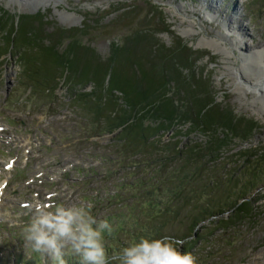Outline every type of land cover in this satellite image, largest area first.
<instances>
[{
	"label": "rangeland",
	"instance_id": "obj_1",
	"mask_svg": "<svg viewBox=\"0 0 264 264\" xmlns=\"http://www.w3.org/2000/svg\"><path fill=\"white\" fill-rule=\"evenodd\" d=\"M42 1L45 0L27 4L0 0V16L12 17L21 24L22 28L14 35V42L21 44V50L36 51L38 59L51 60L56 66L59 62L73 61L78 74L97 68L109 59L116 63L122 58L121 73L133 72L141 87L142 72L151 74L156 88L168 87L178 108L186 110L185 130L190 126V117L200 119L197 109L206 104L203 119L209 120L214 128L232 126L238 131L236 138L232 136L230 150L219 159L226 172L237 169L242 174L247 168L237 155L231 157L240 150H258L257 154L264 155V99L256 98L253 92L239 91L236 78L227 69L230 64L238 66L242 61L245 53L239 49V42L242 46L243 42L248 44L253 51L264 47V0H60L57 5ZM187 28L191 30L185 33ZM212 39L234 49L233 53L227 56L218 47L201 43ZM14 47L0 56V180L8 179L0 197V249H4L0 258L5 264L14 262L10 253L16 247L15 239L21 243L24 236L22 216L27 210L13 201L15 183L23 186L22 181L29 183L37 175L51 177L57 162L52 160L46 169L39 168L53 154H58V162L61 159L79 166L81 161L85 168L93 165L98 169L99 158H87L85 153L89 150L107 153L114 135L96 134L89 117L71 107L70 91L63 81L66 72L58 79L49 100L22 84ZM248 65L246 61L244 66L250 77L262 76L258 68ZM91 89L92 83H87L76 87V92ZM37 126L46 133L36 131ZM195 131L197 135L183 138L180 144L189 139V144L203 143L205 134ZM53 139L54 147L45 146L43 152L38 151L37 141L49 143ZM163 139L167 140L168 135ZM85 140L87 143L82 146ZM24 147L30 153L23 156ZM27 155L29 165L25 161ZM9 156L15 161L8 172L3 165ZM74 172L68 174L72 176ZM209 173L217 171L210 169ZM95 184L99 182L77 188L58 183L46 200L59 198L65 205L78 204L81 191L89 192ZM250 197L254 215L225 231L217 229L207 242H197L191 252L198 264H264V172ZM10 235L14 238H9ZM19 245L28 244L24 241Z\"/></svg>",
	"mask_w": 264,
	"mask_h": 264
},
{
	"label": "trees",
	"instance_id": "obj_2",
	"mask_svg": "<svg viewBox=\"0 0 264 264\" xmlns=\"http://www.w3.org/2000/svg\"><path fill=\"white\" fill-rule=\"evenodd\" d=\"M19 28L14 18L0 16V56L15 46L21 83L49 100L66 72L63 81L70 91L71 107L89 117L96 134L114 133L110 150L93 154L100 159V169L83 180L86 184L99 181V191L92 196L82 194L91 203L94 217L113 226V235L106 238L110 256L148 233L174 237L183 242L182 250L193 251L197 242H207L217 229L225 231L254 215L250 193L264 172V155L257 154L258 150H240L231 157L237 155L247 168L242 174L237 169L226 172L219 159L230 150L238 131L232 126L214 128L203 119L206 104L197 109L200 119L190 117L185 130L186 110L178 108L168 87L156 88L148 72H142V87L133 72L121 73L122 58L78 74L73 61L56 66L51 60L38 59L36 51L21 50L14 38ZM87 83H92L90 91L76 92V87ZM195 130L205 134L203 143L189 144V139L180 144L183 138L197 135ZM210 169L217 173H209ZM28 250L29 256L24 249L15 252L14 264H51L47 256L30 246ZM67 258L69 264H77V258Z\"/></svg>",
	"mask_w": 264,
	"mask_h": 264
},
{
	"label": "clouds",
	"instance_id": "obj_3",
	"mask_svg": "<svg viewBox=\"0 0 264 264\" xmlns=\"http://www.w3.org/2000/svg\"><path fill=\"white\" fill-rule=\"evenodd\" d=\"M90 203L37 206L23 228L24 239L32 251L47 256L51 264H198L183 242L171 236L139 237L118 253L109 255L106 238L114 233L107 220L98 221Z\"/></svg>",
	"mask_w": 264,
	"mask_h": 264
},
{
	"label": "bare ground",
	"instance_id": "obj_4",
	"mask_svg": "<svg viewBox=\"0 0 264 264\" xmlns=\"http://www.w3.org/2000/svg\"><path fill=\"white\" fill-rule=\"evenodd\" d=\"M18 1H26L27 4H32V1L30 0H18ZM54 2L56 5L57 3L60 1V0H45V1H42L41 3H48V2ZM38 7V6H37ZM206 14H209V13H206ZM191 27V26H190ZM190 28H187L185 29V33L186 32H190ZM202 44H208L210 45L211 47H218L219 49L222 50L223 54L224 55H227L229 56L231 54V52L233 53V51L231 50H234L231 48L228 49V47L226 45H220L216 39H212L211 42H204V41H201ZM243 45L242 46V43L239 42V49H241V52L244 54V56L242 57V61L240 64H238V66H235L234 64H230L227 69L229 72H231L233 74V76L236 78V85H237V88L239 91H242L244 93H247V92H253L254 96L256 98H259V99H264V47L263 48H258L257 50L253 51L252 50V47L250 48V46L248 44H245L243 42ZM248 45V46H247ZM246 48V49H245ZM247 53H248V56H247ZM227 60H230V59H227ZM248 62L249 61V65L248 66H253L254 68H258L259 71H260V74H262V76H260L259 78L255 79L253 77H250L247 73H246V67L244 66L245 65V62ZM262 108H264V105L262 106Z\"/></svg>",
	"mask_w": 264,
	"mask_h": 264
}]
</instances>
